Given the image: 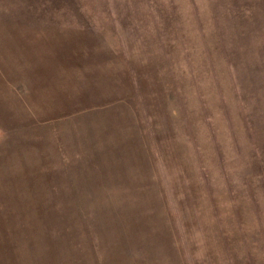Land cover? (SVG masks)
Wrapping results in <instances>:
<instances>
[{
    "label": "rangeland",
    "instance_id": "rangeland-1",
    "mask_svg": "<svg viewBox=\"0 0 264 264\" xmlns=\"http://www.w3.org/2000/svg\"><path fill=\"white\" fill-rule=\"evenodd\" d=\"M0 23V264H264V0Z\"/></svg>",
    "mask_w": 264,
    "mask_h": 264
},
{
    "label": "crops",
    "instance_id": "crops-1",
    "mask_svg": "<svg viewBox=\"0 0 264 264\" xmlns=\"http://www.w3.org/2000/svg\"><path fill=\"white\" fill-rule=\"evenodd\" d=\"M6 24L8 23H0V30L5 31L6 29L3 28V26H5ZM8 25L12 26L11 24H8Z\"/></svg>",
    "mask_w": 264,
    "mask_h": 264
}]
</instances>
